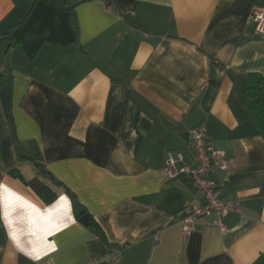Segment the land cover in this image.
<instances>
[{
  "label": "crops",
  "instance_id": "0c3cea01",
  "mask_svg": "<svg viewBox=\"0 0 264 264\" xmlns=\"http://www.w3.org/2000/svg\"><path fill=\"white\" fill-rule=\"evenodd\" d=\"M67 1L79 44L29 60L3 37L33 1L0 0V264H264V139L245 98L264 75V33L249 22L264 0ZM202 122L235 161L210 178L239 205L226 230L202 219L184 237L181 211L201 197L163 170L169 151L196 165Z\"/></svg>",
  "mask_w": 264,
  "mask_h": 264
},
{
  "label": "trees",
  "instance_id": "16d2710c",
  "mask_svg": "<svg viewBox=\"0 0 264 264\" xmlns=\"http://www.w3.org/2000/svg\"><path fill=\"white\" fill-rule=\"evenodd\" d=\"M32 6L22 22L14 26L3 39L8 40L9 49L16 47L29 60L36 57L45 43L59 46L79 44L78 35L74 25L73 12L75 5L67 0H32ZM2 76H0L1 80ZM11 79H7L10 82ZM2 84V81H0ZM245 98L249 105L252 119L256 128L264 139V75L255 73L251 75V85L245 90ZM21 159L32 160L45 175L51 176L44 166L37 162L33 156L23 155ZM11 175L23 180L18 170L11 171ZM52 177V176H51ZM53 178V177H52ZM26 183V182H25ZM37 195L46 204H52L56 196L38 179L28 183ZM69 196L75 201V216L81 221L84 215H89L87 209L77 202L76 196L67 190ZM92 219V218H91ZM93 228L105 241V235L98 224Z\"/></svg>",
  "mask_w": 264,
  "mask_h": 264
},
{
  "label": "built area",
  "instance_id": "2783aa9c",
  "mask_svg": "<svg viewBox=\"0 0 264 264\" xmlns=\"http://www.w3.org/2000/svg\"><path fill=\"white\" fill-rule=\"evenodd\" d=\"M259 33H264V7L255 4L249 16ZM192 150L195 166L187 164L181 153L169 151L167 164L164 168V182L184 179L191 182L201 197L199 203H186L181 211V231L184 237H189L199 220L210 219L211 224L226 230L224 219L236 210L238 202H226L221 198L223 184H218L210 178L213 163L222 171L231 169L235 161L226 157L225 153L216 150L208 139V127L205 122L191 130Z\"/></svg>",
  "mask_w": 264,
  "mask_h": 264
},
{
  "label": "water",
  "instance_id": "95a60500",
  "mask_svg": "<svg viewBox=\"0 0 264 264\" xmlns=\"http://www.w3.org/2000/svg\"><path fill=\"white\" fill-rule=\"evenodd\" d=\"M81 222L87 226H92L93 225V221L91 219V216L90 215H84L82 218H81Z\"/></svg>",
  "mask_w": 264,
  "mask_h": 264
},
{
  "label": "snow or ice",
  "instance_id": "6c2138e0",
  "mask_svg": "<svg viewBox=\"0 0 264 264\" xmlns=\"http://www.w3.org/2000/svg\"><path fill=\"white\" fill-rule=\"evenodd\" d=\"M3 186H0V188H2Z\"/></svg>",
  "mask_w": 264,
  "mask_h": 264
},
{
  "label": "rangeland",
  "instance_id": "374dc122",
  "mask_svg": "<svg viewBox=\"0 0 264 264\" xmlns=\"http://www.w3.org/2000/svg\"><path fill=\"white\" fill-rule=\"evenodd\" d=\"M33 3V2H32ZM32 6V5H31Z\"/></svg>",
  "mask_w": 264,
  "mask_h": 264
}]
</instances>
